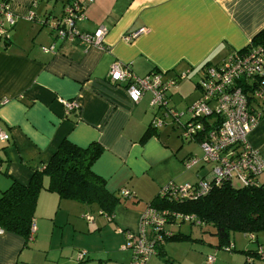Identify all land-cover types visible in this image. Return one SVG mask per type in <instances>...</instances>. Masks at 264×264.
<instances>
[{"label":"crops","instance_id":"crops-1","mask_svg":"<svg viewBox=\"0 0 264 264\" xmlns=\"http://www.w3.org/2000/svg\"><path fill=\"white\" fill-rule=\"evenodd\" d=\"M7 1L16 22L8 38H0V129L9 135L0 140V194L12 181L28 184L68 140L100 145L91 170L109 192L126 188L133 197H122L109 219L93 203L47 189L44 176L32 237L0 233V264H130V251L121 249L124 232L138 231L146 204L168 182H194L201 175L199 167L184 168L194 151L185 149L177 123L171 121L172 130L152 126L163 112L150 106L151 93L132 102L123 84L109 80L110 66H128L139 77L158 71L164 81L181 72L185 79L198 76L204 64L219 63L264 29V0H76L85 4L77 27L93 32L103 26L102 44L58 42L49 53L41 47L54 38L43 21L59 18L64 4L75 0ZM28 11L33 20L25 18ZM140 28L145 31L134 40H123ZM176 89L168 90L175 110ZM59 97L76 100L78 109L66 113ZM247 139L264 158V117ZM258 181L264 183V172ZM80 250L87 252L82 261L76 260ZM154 257L146 264H157Z\"/></svg>","mask_w":264,"mask_h":264},{"label":"built area","instance_id":"built-area-1","mask_svg":"<svg viewBox=\"0 0 264 264\" xmlns=\"http://www.w3.org/2000/svg\"><path fill=\"white\" fill-rule=\"evenodd\" d=\"M84 9V3L68 1L64 4L63 13L59 18L43 21L54 40L50 45L42 46L41 50L45 53L54 52L58 42H73L84 48L100 46L106 32L103 26H99L93 32L83 31L77 27V23L85 18ZM25 18L33 20V12L28 11ZM15 22L8 1L0 0V38H8V29L12 28ZM144 31L145 28H140L122 38L126 42H131ZM108 77L115 84H123L134 103L149 91L150 106L163 110L161 117L154 118L152 126L164 125L166 117L163 115H170L172 121L181 128V138L196 142L201 149V154H190L183 160L184 168L203 169L204 166H208V169L194 182L183 184L168 182L160 189V197H166L169 201L196 200L222 182H228L232 186L236 183L238 187L259 184L258 176L264 172V158L250 146L247 136L264 117V51L253 50L242 54L233 51L220 64L208 65L202 69L197 82L200 94L181 115L168 106V90L177 86L174 78L164 81L162 73L158 71L139 77L128 66L121 67L119 64L110 66ZM185 77V72L177 76L179 79ZM58 102L66 113L78 109L74 99L59 97ZM184 115H187L188 119L181 122ZM0 140H9V135L2 129ZM119 195L127 198L132 193L126 188H121ZM169 219L174 220L173 222L178 219L191 220L199 224L193 215L174 213V216L170 217L167 210L147 205L141 215L138 231L124 232L121 249L130 251V264H146L151 257L157 255L158 246L164 243L163 234ZM33 230L34 225L30 236ZM2 232L0 229V233ZM247 237L256 242L253 234H247ZM256 246L252 255L264 259V244L259 243ZM233 247V244H230L227 249L231 250ZM86 256L87 252L80 250L76 254V260L82 261ZM252 257H247L245 264H253ZM205 262L214 264V256H207Z\"/></svg>","mask_w":264,"mask_h":264},{"label":"trees","instance_id":"trees-1","mask_svg":"<svg viewBox=\"0 0 264 264\" xmlns=\"http://www.w3.org/2000/svg\"><path fill=\"white\" fill-rule=\"evenodd\" d=\"M253 50L264 51V29L257 32L245 46L234 52L242 54ZM206 66L208 64H204L203 69ZM174 79L176 85L183 80ZM195 84L197 86V83ZM100 152L101 146L96 143L80 147L68 140H62L49 161L32 173L28 184L23 185L12 181L1 192L0 229L3 232L18 234L26 240L32 237L30 233L34 219V207L37 195L43 188L44 176H47L50 181L47 189L57 191L60 197L82 203H93L110 219L114 207L122 202V197L109 192L105 179L91 170V164ZM258 183L251 187H234L228 182H222L196 200L169 201L166 197H160L158 193L148 205L167 210L170 217L174 216V213L193 215L198 225H209L213 228L218 247H227L233 244L231 241L233 233L240 232L247 236V234L254 235L264 232V183L259 181ZM173 221L169 219L165 226ZM164 233V243L157 248L159 258L165 254L166 241L188 237L180 233L174 234L166 228ZM247 253H252V251ZM162 264L177 263L166 260Z\"/></svg>","mask_w":264,"mask_h":264},{"label":"rangeland","instance_id":"rangeland-1","mask_svg":"<svg viewBox=\"0 0 264 264\" xmlns=\"http://www.w3.org/2000/svg\"><path fill=\"white\" fill-rule=\"evenodd\" d=\"M198 79L199 75H191L188 79L180 81V85L175 86L177 92L173 95L171 104L176 108L178 114H183L186 107L195 102L198 98L200 91L199 88L194 85L195 82H198ZM175 87H171V90ZM163 117H166L164 122L166 126H169L167 127L168 130H172L171 116L163 115ZM187 119L188 116L184 115L181 117V122ZM177 131H179L180 134L181 128ZM170 133H172V131H170ZM182 141L186 150L190 149L194 151L193 154H201V149L195 142H188L184 139ZM207 169L208 166L199 169L200 175ZM233 186L238 187L236 183H233ZM131 197L133 196L131 195L129 198ZM146 208L147 204L141 215L145 212ZM166 229L173 231L174 234L180 233L188 237L166 241L164 244L165 254L163 257H154L158 260L156 261L157 264H162L163 261L166 260L174 261L177 264H206L205 259L209 255L214 256V264H244L246 260L245 257L253 256L252 253L257 247L255 242H252L247 236L240 232L233 233L232 235L231 241L234 244L232 250H228L227 247H218L217 238L213 234V228L209 225L200 226L191 220H177L168 223ZM254 236L261 242H264V232L256 233ZM247 250L252 251V253H247ZM253 260H256L253 264H264V259L257 256H254Z\"/></svg>","mask_w":264,"mask_h":264}]
</instances>
